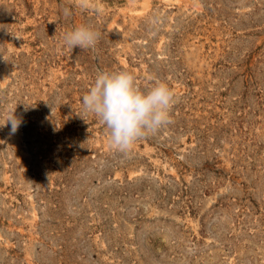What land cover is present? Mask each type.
I'll list each match as a JSON object with an SVG mask.
<instances>
[{
    "label": "rangeland",
    "instance_id": "rangeland-1",
    "mask_svg": "<svg viewBox=\"0 0 264 264\" xmlns=\"http://www.w3.org/2000/svg\"><path fill=\"white\" fill-rule=\"evenodd\" d=\"M79 2L0 0V264H264V0ZM102 70L166 82L171 123L118 151Z\"/></svg>",
    "mask_w": 264,
    "mask_h": 264
},
{
    "label": "clouds",
    "instance_id": "clouds-1",
    "mask_svg": "<svg viewBox=\"0 0 264 264\" xmlns=\"http://www.w3.org/2000/svg\"><path fill=\"white\" fill-rule=\"evenodd\" d=\"M79 7L87 9L88 0H80ZM63 14L71 12L65 7ZM100 37L95 25L79 23L61 33L59 44L67 50L94 49ZM175 102L176 94L166 82L157 81L145 91L126 70L98 71L81 100L82 110L106 126L110 144L120 152L130 151L139 139L170 124ZM9 121L15 133L20 120L13 113Z\"/></svg>",
    "mask_w": 264,
    "mask_h": 264
}]
</instances>
